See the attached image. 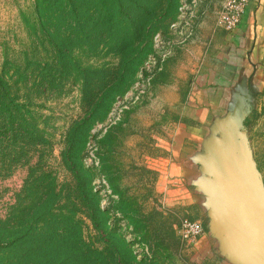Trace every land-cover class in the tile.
Listing matches in <instances>:
<instances>
[{"label":"rangeland","instance_id":"374dc122","mask_svg":"<svg viewBox=\"0 0 264 264\" xmlns=\"http://www.w3.org/2000/svg\"><path fill=\"white\" fill-rule=\"evenodd\" d=\"M36 1L0 0V74L17 101L33 112L48 142L36 148L26 138L0 141V220L14 219L16 210L36 200L37 191L28 195V190L45 173L59 192L60 210H70L81 223L87 245L99 250L111 245L120 255L124 241L130 246V264H223L230 257L223 253V240L213 243L214 258L202 252L199 238H181L185 222L200 221L206 230L201 238L210 227L197 206L169 201L158 161L183 123L194 74L226 32L219 16L227 0H178L176 20L169 25L164 19L129 90L106 114L103 109L96 116L89 107L91 96L83 100L74 76L63 80L62 89L41 84L42 68L35 64L50 63L53 55L34 35ZM162 1L165 8L168 2ZM77 61L82 67H117V59L106 51L79 54ZM113 77V71L97 74L91 92ZM256 83L258 93L244 116L233 112L232 117L243 122L264 184V77ZM80 120L84 129L75 134L81 137L68 153V132Z\"/></svg>","mask_w":264,"mask_h":264},{"label":"trees","instance_id":"16d2710c","mask_svg":"<svg viewBox=\"0 0 264 264\" xmlns=\"http://www.w3.org/2000/svg\"><path fill=\"white\" fill-rule=\"evenodd\" d=\"M167 2L164 8L162 0H37L34 35L53 55L50 63L35 64L42 68L41 84L62 89L63 80L74 76L80 82L83 100L91 96L92 115L103 109L106 114L118 95L131 87L164 19L169 20V25L176 20L178 0ZM104 51L117 59L116 68L82 67L77 61L79 54ZM111 71L114 77L92 93L97 74L109 75ZM26 108L11 94L10 84L0 74L1 142L26 138L30 139L28 143L35 142L36 148L48 143L44 140L45 132L38 129L35 115ZM83 129L80 120L68 132V153L76 149L81 136H74ZM34 182L28 195L37 191L36 200L22 211L16 210L14 219L0 220V264L131 263L130 246L124 241L120 242V255L111 245L106 250L87 245L81 223L70 210H60L59 192L45 173Z\"/></svg>","mask_w":264,"mask_h":264},{"label":"crops","instance_id":"0c3cea01","mask_svg":"<svg viewBox=\"0 0 264 264\" xmlns=\"http://www.w3.org/2000/svg\"><path fill=\"white\" fill-rule=\"evenodd\" d=\"M263 72L264 0H254L239 27L223 32L194 74L183 123L159 156L169 201L198 207L210 233L196 243L216 258L213 243L223 240L230 256L223 264H262L264 184L246 150L243 122L232 116H244Z\"/></svg>","mask_w":264,"mask_h":264},{"label":"built area","instance_id":"2783aa9c","mask_svg":"<svg viewBox=\"0 0 264 264\" xmlns=\"http://www.w3.org/2000/svg\"><path fill=\"white\" fill-rule=\"evenodd\" d=\"M252 0H227L219 16V25L226 32H234L243 22ZM205 227L200 221L185 222L179 233L186 242H194L205 234Z\"/></svg>","mask_w":264,"mask_h":264},{"label":"water","instance_id":"95a60500","mask_svg":"<svg viewBox=\"0 0 264 264\" xmlns=\"http://www.w3.org/2000/svg\"><path fill=\"white\" fill-rule=\"evenodd\" d=\"M246 150L249 152L248 147H246ZM250 153V152H249ZM251 155V154H250ZM252 159V157H251ZM260 248V252H261V261L262 264H264V239L262 240V242H260L259 246ZM235 256V255H234ZM243 264V263H242Z\"/></svg>","mask_w":264,"mask_h":264}]
</instances>
